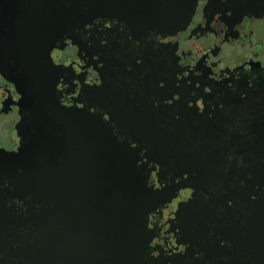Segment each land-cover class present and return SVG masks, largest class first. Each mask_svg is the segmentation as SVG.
I'll list each match as a JSON object with an SVG mask.
<instances>
[{
    "label": "flooded vegetation",
    "instance_id": "obj_1",
    "mask_svg": "<svg viewBox=\"0 0 264 264\" xmlns=\"http://www.w3.org/2000/svg\"><path fill=\"white\" fill-rule=\"evenodd\" d=\"M29 10L27 0H0L3 155L23 141V114L32 139L39 82L27 53L48 26ZM126 12L80 29L57 24V100L101 116L138 148L158 194L146 216L148 264H264V0H196L173 32L145 30L139 8ZM12 168L0 158V220L27 211L7 193L2 172Z\"/></svg>",
    "mask_w": 264,
    "mask_h": 264
},
{
    "label": "water",
    "instance_id": "obj_2",
    "mask_svg": "<svg viewBox=\"0 0 264 264\" xmlns=\"http://www.w3.org/2000/svg\"><path fill=\"white\" fill-rule=\"evenodd\" d=\"M27 1V16L48 26V34L41 31L37 49L27 53L39 82L33 85L32 139L23 114L20 147L0 154L13 167L2 172L11 184L7 193L27 208L1 212L0 264H148L146 216L158 194L138 164L139 150L119 141L101 116L59 103L54 81L62 69L50 51L58 23L68 31L96 17L124 20L126 8L134 7L144 15L145 30L173 32L187 25L196 0Z\"/></svg>",
    "mask_w": 264,
    "mask_h": 264
}]
</instances>
